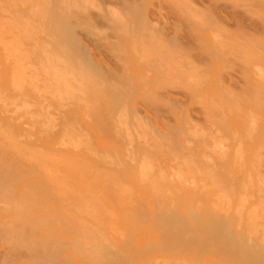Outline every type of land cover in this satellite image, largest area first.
Returning a JSON list of instances; mask_svg holds the SVG:
<instances>
[{
    "label": "rangeland",
    "instance_id": "obj_1",
    "mask_svg": "<svg viewBox=\"0 0 264 264\" xmlns=\"http://www.w3.org/2000/svg\"><path fill=\"white\" fill-rule=\"evenodd\" d=\"M174 263L264 264V0H0V264Z\"/></svg>",
    "mask_w": 264,
    "mask_h": 264
},
{
    "label": "bare ground",
    "instance_id": "obj_2",
    "mask_svg": "<svg viewBox=\"0 0 264 264\" xmlns=\"http://www.w3.org/2000/svg\"><path fill=\"white\" fill-rule=\"evenodd\" d=\"M46 130H48V129H46ZM46 130H45V131H46ZM48 132H49V131H48ZM40 135H41V134H40ZM29 136H30V135H29ZM64 136H66V135H64ZM64 136L62 137V139H65L66 137H70L69 135H67V136L64 138ZM71 136H72V135H71ZM30 137H31V136H30ZM30 137H29V138H30ZM48 137H49V136H48ZM48 137H47V138H48ZM26 138H27V137H26ZM31 138H32V137H31ZM10 139H11V138H10ZM27 139H28V138H27ZM76 139H77V138H76ZM80 139H81V138H80ZM82 139H83V138H82ZM84 139H85V138H84ZM11 140H12V139H11ZM11 140H10V141H11ZM12 141H13V140H12ZM24 141H25V140H24ZM84 141H85V140H84ZM57 142H59V141H57ZM62 142H63V141H62ZM71 142H72V141H71ZM76 142H77V141H76ZM87 142H88V141H87ZM25 143H26V142H25ZM59 143H60V142H59ZM59 143H58V144H59ZM69 143H70V142H69ZM77 143H78V142H77ZM26 144H27V143H26ZM14 145H15V144H14ZM14 145H13V146H14ZM27 145H28V144H27ZM29 145H30V144H29ZM61 145H62V144H61ZM84 145H86V144H84ZM84 145H83V146H84ZM25 146H26V145H25ZM48 146H49V145H48ZM58 146H59V145H58ZM66 146H67V145H66ZM17 147H19V146H17ZM26 147H27V146H26ZM37 147H38V146H37ZM37 147H36V149H37ZM49 147H50V146H49ZM54 147H55V146H54ZM61 147H62V146H61ZM63 147H65V146H63ZM63 147H62V148H63ZM69 147H70V146H69ZM88 147H89V145L86 147V149H90V148H88ZM13 148H14V147H13ZM22 148H23V146H22ZM27 148L29 149V146H28ZM71 148H72V147H71ZM36 149H35V150H36ZM39 149H40V148H39ZM48 149H49V148H48ZM58 149H59V148H58ZM67 149H68V148H67ZM17 150H20V149L17 148ZM25 150H26V149H25ZM30 150H31V149H29V152H30ZM40 150H41V149H40ZM52 150H53V149H52ZM74 150H75V149H74ZM76 150H77V149H76ZM93 150H94V149H93ZM33 151H34V150H33ZM56 151H57V150H56ZM56 151H55V152H56ZM59 151H60V150H59ZM68 151H70V150H68ZM36 152H37V151H36ZM40 152H41V151H40ZM46 152H47V151H46ZM70 152H71V151H70ZM72 152H73V150H72ZM95 152H96V151H95ZM21 153H22V152H21ZM42 153H43V154H46V153H44V152H42ZM74 153H75V151H74ZM29 154H30V153H29ZM39 154H40V153H39ZM50 154H51V153H50ZM61 154H63V152H62ZM64 154H65V153H64ZM67 154H68V153H67ZM93 154H94V151H93V153H92L91 155H93ZM27 155H28V154H27ZM27 155H26V156H27ZM31 155H32V154H31ZM40 155H41V154H40ZM40 155H38V156L40 157ZM46 155H47V154H46ZM48 155H49V154H48ZM52 155H54V154H52ZM52 155H51V158H53ZM58 155H59V154H58ZM69 155H70V153H69ZM100 155H101V154H100ZM29 156H30V155H29ZM29 156H27V157L29 158ZM62 156H63V155H62ZM67 156H68V155H67ZM27 157H26V158H27ZM54 157H55V155H54ZM59 157H60V156H58V157H56V158H59ZM65 157H66V155H65ZM96 157H97V156H96ZM99 157H100V156H99ZM44 158H45V157H44ZM46 158H47V156H46ZM70 158H71V157H70ZM97 158H98V157H97ZM40 159H41V157H40ZM49 159H50V158H49ZM62 159H63V158H62ZM65 159H66V158H65ZM79 159H80V158H79ZM36 161H37V160H36ZM38 161H39V160H38ZM41 161H42V160H41ZM41 161H40V162H41ZM47 161H48V160H47ZM70 161H71V160H70ZM70 161H69V162H70ZM76 161H77V160H76ZM76 161H75V162H76ZM29 162H30V161H29ZM33 162H34V161H33ZM43 162H45V161H43ZM52 162H53V161H52ZM47 163H48V162H47ZM59 163H60V162H59ZM76 163H77V162H76ZM101 163H102V162H101ZM41 164H42V163H40V166H42ZM45 164H46V163H45ZM56 164H57V162H56ZM56 164H55V165H56ZM71 164H72V163H71ZM74 164H75V163H74ZM78 164H79V163H78ZM43 165H44V163H43ZM58 165H60V164H58ZM80 165H81V164H80ZM80 165H79V166H80ZM86 165H87V164H86ZM86 165H85V166H86ZM36 166H37V164H36ZM65 166H66V165H64V168H65ZM74 166H75V165H74ZM76 166H77V165H76ZM85 166H84V167H85ZM46 167H47V166H46ZM52 167H53V166H52ZM54 167H55V166H54ZM66 167H67V166H66ZM68 167H71V165H70V166L68 165ZM64 168H62V170H65ZM71 168H72V167H71ZM80 168H81V167H80ZM86 168H87V166H86ZM86 168H85V169H86ZM67 169H68V168H67ZM53 171H54V170H53ZM103 171H104V170H103ZM103 171H102V172H103ZM90 172H91V171H90ZM60 173H61V171L59 172V174H60ZM88 173H89V172H88ZM73 174H74V173H73ZM84 174H85V173H84ZM102 174H104V173H102ZM47 175H48V174H47ZM64 175H65V174H64ZM80 175H81V174H80ZM55 176H57V175H55ZM77 176H78V175H77ZM78 177H79V176H78ZM55 178H56V177H55ZM55 178H54V179H55ZM15 179H16V178H14L13 180H15ZM57 179H58V178H57ZM62 179H63V178H62ZM62 179H60V180H62ZM84 179H85V178H84ZM48 180H49V179H48ZM80 180H81V179H80ZM95 180H96V178H95ZM97 180H98V179H97ZM100 180H101V179H100ZM40 181H41V180H40ZM81 181H82V180H81ZM60 182H61V181H60ZM9 183H10V182H9ZM9 183H8V184H9ZM58 183H59V182H58ZM67 183H68V182H67ZM59 184H60V183H59ZM63 185H64V182H63ZM79 185H81V184L79 183ZM64 186H65V185H64ZM100 186H101V185H100ZM60 187H61V185H60ZM10 188H11V187H10ZM64 188H65V187H64ZM5 189H6V188H5ZM62 189H63V187H62ZM97 189H98V188H97ZM97 189H96V190H97ZM6 190H7V189H6ZM58 190H59V189H58ZM65 190H66V189H65ZM3 191H4V190H2L1 192L3 193ZM26 191H27V190H26ZM60 191H61V190H60ZM7 192H9V191H7ZM11 192H12V191H11ZM94 192H95V190H94ZM9 193H10V192H9ZM3 194H4V193H3ZM24 194H25V193H24ZM85 194L87 195V192H85ZM89 194H91V193H89ZM96 194H97V193H96ZM101 194H102V193H101ZM7 195H9V194H7ZM86 195H85V196H86ZM91 195H92V194H91ZM91 195H90V196H91ZM98 195H99V194H98ZM2 196H3V195H2ZM88 196H89V195H88ZM10 197H12V196L10 195ZM29 197H30V196H29ZM91 197H92V196H91ZM6 198H7V196H5V199H6ZM85 198H86V197H85ZM98 199H99V198H98ZM98 199H97V200H98ZM22 200H23V199H22ZM30 200H32V198H31ZM87 200H88V199H87ZM93 200H94V199H93ZM99 200H100V199H99ZM28 201H29V200H28ZM91 201H92V200H91ZM6 202L9 203L8 201H6ZM13 202H14V201H13ZM81 202H83V201H81ZM89 202H90V201H89ZM11 204H12V203H11ZM84 204H86V203H84ZM90 204H91V203H90ZM9 205H10V203H9ZM9 205H8V206H9ZM15 206H16V205H15ZM90 206H91V205H90ZM9 207H10V206H9ZM169 207H170V206H169ZM14 208H15V207H14ZM14 208H13V209H14ZM81 208H82V207H81ZM86 208H88V207L86 206ZM170 208H171V207H170ZM89 209H90V208H89ZM91 209H92V208H91ZM81 210H82V209H81ZM169 210H170V209H169ZM15 211H16V210H15ZM17 211H18V210H17ZM102 211H103V210H102ZM20 213H21V212H20ZM20 213H19V214H20ZM15 214H16V213H15ZM26 214H27V213H26ZM170 214H171V213H170ZM20 215H21V214H20ZM16 216H17V215H16ZM27 219H28V218H27ZM166 224H167V223H166ZM169 224H170V223H169ZM170 225H171V224H170ZM165 246H167V245H165ZM153 259H154V258H153ZM153 259H152V261H153ZM172 259H173V257H172ZM155 260H156V259H155ZM158 260H159V259H158ZM160 260H163V259H160ZM156 261H157V260H156ZM165 261H166V259H165ZM157 262H158V261H157ZM170 262H171V261H170ZM164 263H165V262H164ZM175 263H176V262H175ZM175 263H174V264H175Z\"/></svg>",
    "mask_w": 264,
    "mask_h": 264
}]
</instances>
